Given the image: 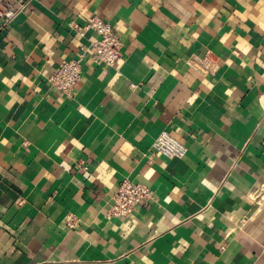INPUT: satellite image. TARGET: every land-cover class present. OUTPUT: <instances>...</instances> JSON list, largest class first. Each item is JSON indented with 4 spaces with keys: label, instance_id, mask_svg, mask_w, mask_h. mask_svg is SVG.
Wrapping results in <instances>:
<instances>
[{
    "label": "crops",
    "instance_id": "0c3cea01",
    "mask_svg": "<svg viewBox=\"0 0 264 264\" xmlns=\"http://www.w3.org/2000/svg\"><path fill=\"white\" fill-rule=\"evenodd\" d=\"M7 1L0 264H264V0ZM93 15L122 42L116 68L73 28ZM208 51L202 75L189 60ZM83 53L63 94L49 77ZM163 131L184 157L155 149ZM125 179L154 199L110 218Z\"/></svg>",
    "mask_w": 264,
    "mask_h": 264
},
{
    "label": "built area",
    "instance_id": "2783aa9c",
    "mask_svg": "<svg viewBox=\"0 0 264 264\" xmlns=\"http://www.w3.org/2000/svg\"><path fill=\"white\" fill-rule=\"evenodd\" d=\"M17 13L18 9L15 6L7 0H0V20L10 22ZM73 28L82 36L88 31H94L97 34V40L93 41L90 47H83L84 53L88 48L95 50L94 60L97 65L118 67L122 59V42L108 21L101 16L93 15L88 18L85 25L74 24ZM84 53L78 58L64 60L59 70L49 77V82L54 88L66 95L72 94L81 80ZM189 64L202 75L214 73L218 68V61L213 57L211 51L202 57H191ZM154 147L169 158H182L188 152V147L167 131L160 133ZM79 165L83 169L87 168L83 162ZM153 199L154 193L150 186L125 179L115 192L113 204L108 210V217L130 216L139 204ZM68 224L73 226L74 222L69 220Z\"/></svg>",
    "mask_w": 264,
    "mask_h": 264
}]
</instances>
